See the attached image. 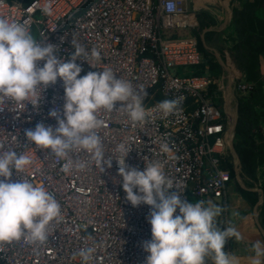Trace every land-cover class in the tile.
Returning <instances> with one entry per match:
<instances>
[{
	"label": "built area",
	"instance_id": "obj_1",
	"mask_svg": "<svg viewBox=\"0 0 264 264\" xmlns=\"http://www.w3.org/2000/svg\"><path fill=\"white\" fill-rule=\"evenodd\" d=\"M46 2L0 0V16L27 22L31 32L35 27V38L58 45L65 61L74 52L72 40L89 54L91 49H98L100 60H90L95 67L84 60L76 61L83 69L80 76L110 68L117 77L147 92L144 106L151 111L149 122L133 123L122 109L99 114L105 121L100 135L106 158L118 155L116 146L124 142L132 148L126 158L129 166L143 171L147 163L159 160L182 192V200L191 203L214 198L226 210L228 185L234 181V171L241 172L234 151L236 107L228 99V76L188 72L186 66L197 67L204 60L199 40L165 34L171 29L199 28V12L208 2L51 0L52 14L45 15L40 9ZM43 63L39 61L38 65L42 67ZM234 73V91L236 85L238 94H251L255 83L241 68ZM64 95L63 81L58 78L42 91L37 109L0 96V142L5 150L22 152L33 161L17 175L51 191L61 204V217L50 225L45 244L29 245L23 239L0 244V264H82L73 253L93 245L97 251L90 264H146L149 253L143 243L152 238L146 219L150 206L133 207L126 200L115 158L112 167L105 166V172L100 173L91 154L77 152L73 158L88 166L65 174L61 171L65 161L27 143L25 132L34 130L37 123L55 129L57 120L49 112L56 109L63 118ZM176 99L180 100L181 111L164 116L158 103ZM120 106L117 102L116 107ZM163 143H168L170 154L160 151ZM19 177L13 172L12 182ZM207 264L211 263L207 260Z\"/></svg>",
	"mask_w": 264,
	"mask_h": 264
},
{
	"label": "clouds",
	"instance_id": "obj_2",
	"mask_svg": "<svg viewBox=\"0 0 264 264\" xmlns=\"http://www.w3.org/2000/svg\"><path fill=\"white\" fill-rule=\"evenodd\" d=\"M40 10L51 15V0ZM72 47L74 52L65 61L59 55V46L38 41L27 22L10 21L0 16V96L25 104V107L31 104L37 109L44 89L54 85L58 78L64 85L63 118L58 110H51L49 116L57 120L55 129L37 123L34 130H26L27 143L65 161L61 168L65 174L88 166L87 162L73 158L77 152L91 154L100 173L105 172V166L110 169L112 158H115L126 200L133 207L150 206L146 219L151 225L152 238L143 243L144 250L149 253L146 264H207L209 258L214 264H239L235 255L224 251L228 239H242L233 224L220 226L218 218L225 208L211 201L190 203L182 200V192L166 175L159 160L147 163L143 171L129 166L126 158L132 148L124 142L116 146L118 155L106 158L104 138L100 135L105 121L99 114L122 109L133 123L149 122L151 111L144 106L147 92L117 77L110 68L80 76L83 69L76 61L84 60L95 67L90 60L98 62L100 51L93 48L89 54L75 40H72ZM39 61H44L42 67ZM117 102H121L119 108ZM157 107L164 116L181 111L179 99L164 100ZM160 151L170 154L172 150L168 143H163ZM32 163L30 156L11 148L5 150L0 142V244L23 239L29 245H43L49 240L50 225L61 217V204L51 191L17 175ZM13 172L19 177L17 182L11 180ZM174 188L177 191H170ZM177 210L179 214L174 215ZM233 215L239 216V213ZM96 251L95 245L83 247L73 253V258L79 256L82 264H90ZM252 251L251 264H264V243L256 241Z\"/></svg>",
	"mask_w": 264,
	"mask_h": 264
},
{
	"label": "crops",
	"instance_id": "obj_3",
	"mask_svg": "<svg viewBox=\"0 0 264 264\" xmlns=\"http://www.w3.org/2000/svg\"><path fill=\"white\" fill-rule=\"evenodd\" d=\"M205 1L208 2V6L199 12L198 20L209 22L210 26H217L216 30H211L214 33L208 38L205 34L207 44L216 47L221 55L223 54L224 57H222L227 64H232L233 71L237 67L241 68L248 79L264 82V0ZM189 33H181L179 36H190ZM203 71L195 74H211L207 67ZM242 175L246 178L245 181ZM242 175L235 174L234 171V177L241 181L243 190L242 193L236 192L237 197L234 199L236 206L231 210L232 215L239 213V216H236L238 222L232 224L240 232L242 239L239 241L234 238L228 239L224 251L235 255L239 259V264H251V257L254 256L252 245L256 241L264 243V179L262 183L257 184L258 171L256 173L246 171L242 172ZM246 180L249 184H246ZM245 199L249 203L248 206L245 205ZM207 201L215 204L217 202L214 198H209ZM229 204L230 194L227 191L226 210L218 218L221 227H226L230 223ZM238 208H245V210L239 212ZM208 261L214 264L210 258Z\"/></svg>",
	"mask_w": 264,
	"mask_h": 264
},
{
	"label": "rangeland",
	"instance_id": "obj_4",
	"mask_svg": "<svg viewBox=\"0 0 264 264\" xmlns=\"http://www.w3.org/2000/svg\"><path fill=\"white\" fill-rule=\"evenodd\" d=\"M172 32L173 31H170L169 33H172ZM178 32L188 33V32H191V30L190 31L189 30H183V31H178ZM32 34L34 37H36L37 29L35 27L32 30ZM209 59H211V57H205V55H204L203 62L200 65H198L197 68L195 66H186L185 68L188 72L202 73V72H204L203 69L206 68L207 64H209L208 63ZM210 66H211L212 70H213V68L216 69V70L211 71L210 67L207 66V69L208 70L210 69L209 73H211L214 77H217L221 73H224L225 75L228 74L227 71L224 70V68H222V67L220 68V70H221L220 73H218L219 67L217 65L210 64ZM172 72H174V71L172 70ZM246 78H247V76H246ZM250 81L255 82L253 80H250ZM235 93H236V98L239 102L238 116L236 115L238 118V120L236 122V133H237L238 125H239V133L242 132V130H243L242 128H245L247 131V138H248V136H250V138L248 139V142H250L249 146H251V145H253L251 143V138L253 137V134L256 133V130L257 129L259 130V128L264 129V115L262 112V111H264V103H262L260 101L261 98L264 97V87L261 89V92L258 95L257 94L254 95L252 99L249 98L250 94L246 95V97L250 99V100H247L248 103H253V109L257 113V116L260 118L259 114L261 115L259 123L254 122L253 112L249 108L244 106L243 102H244L245 98L243 95L238 94L236 92V85H235ZM245 102H246V100H245ZM234 108H235V106H234ZM236 116H235V118H236ZM243 137H244V135L239 136L237 134L236 138H235V143L238 146L240 153H242L241 162H240V164H241L240 165V168H241L240 174L242 175V172L244 173L246 171H255V173H256V171H258L259 176H258V178H256V182H257V184L262 183L263 179H264V157H261V158L255 157L256 151H252L253 153H248L245 145L240 142V141H242ZM262 141L264 142V139ZM260 142H261V140H259V137H258L255 145L258 146V144H260ZM245 150L248 153V157L245 155V153H246V152H244ZM242 179L245 181L246 178H244L242 175ZM234 181L229 183L230 186L228 185L229 186L228 191L230 194V204L228 205V207H229V220H230L231 224L233 222L234 223L238 222V218L236 216L232 215L231 210L234 208V206H236L234 203V199L237 197L236 192L239 191V193H242V190H243L242 189L243 188L242 183L237 177H234ZM232 183H235V184H232ZM246 184H249V181L246 180ZM245 205L246 206L249 205V203L247 202V199H245ZM244 210H245V208H241V209L238 208L237 209V211H239V212H244ZM240 220H241V216H240Z\"/></svg>",
	"mask_w": 264,
	"mask_h": 264
},
{
	"label": "trees",
	"instance_id": "obj_5",
	"mask_svg": "<svg viewBox=\"0 0 264 264\" xmlns=\"http://www.w3.org/2000/svg\"><path fill=\"white\" fill-rule=\"evenodd\" d=\"M11 1H15V0H11ZM18 1H21V2H23V3H28V2H30L31 0H18ZM203 19V18H202ZM210 26V23L209 22H204L203 20L201 21V19H200V27L199 28H196V29H191V28H184V29H171V30H167L166 32H165V34L166 35H168V36H173V37H178L180 34H181V32H178V31H183V30H191V32L189 33V35L190 36H195L198 40H199V43H200V47H201V49H202V51H203V53H204V55H205V57H211V59H209L208 60V63L209 64H207V66L208 67H210V69H211V71H213V70H216L215 68H213V70H212V68H211V66H210V64H215V65H217L218 67H219V70H218V73H220V68L222 67L221 66V64L219 63V61L217 60V58H216V56L212 53V52H210V51H208L205 47H204V45H203V42H202V40H201V32L203 31V29H205V28H207V27H209ZM170 31H173L172 33H169ZM212 33H214V32H212V31H210V32H207L206 33V38H208V36L210 35V34H212ZM183 35H185V34H183ZM222 56H223V54H222ZM224 57V56H223ZM206 66V67H207ZM220 75V74H219ZM218 75V76H219ZM217 76V77H218ZM216 77V78H217ZM249 80V79H248ZM255 83V86H254V91L249 95V98L250 99H252L253 98V96L254 95H258L260 92H261V89L264 87L263 85H264V82H262V81H259V82H254ZM258 90V91H257ZM252 96V97H251ZM244 98H245V100H246V102H245V100H244V102H243V104H244V106L245 107H247V108H249L252 112H253V116H254V122H256V123H259L260 122V118H261V115L259 114V116H260V118L257 116V113L254 111V109H253V103H248V101L247 100H250L249 98H247L246 96H244ZM243 98V99H244ZM262 103H264V97L263 98H261V100H260ZM263 112V115H264V111H262ZM235 116H236V114H235ZM262 121V120H261ZM243 130H242V132L241 133H239V125H238V127H237V133H236V135L238 134L239 136H241V135H244V137H243V139H242V141H240L242 144H244L245 145V147H246V150H247V152L248 153H253L252 151H256V155H255V157H258V158H261V157H264V142L262 141L263 139H264V132L262 131V129L261 128H259V130L257 129L256 130V133L255 134H253V137L251 138V143L253 144V145H251V146H249L250 145V142H248V139L250 138V136H248V138H247V131H246V129L245 128H242ZM259 137V140H261V142H260V144H258V146H256L255 145V143H256V141H257V138ZM244 140V141H243ZM238 147V146H237ZM252 147V148H251ZM246 150L244 151V152H246ZM240 151V150H239ZM246 152V153H247ZM245 153V155L248 157V153L246 154ZM241 154V157H242V153H240ZM259 163V162H258Z\"/></svg>",
	"mask_w": 264,
	"mask_h": 264
},
{
	"label": "water",
	"instance_id": "obj_6",
	"mask_svg": "<svg viewBox=\"0 0 264 264\" xmlns=\"http://www.w3.org/2000/svg\"><path fill=\"white\" fill-rule=\"evenodd\" d=\"M216 29H217V26H209L208 28H205L203 30L202 34H201V39H202V42L205 45L206 49H208L210 52H212L216 56V58L218 59L220 64L224 67V69L228 73L227 74V76H228V80H227L228 91H229V94H231L232 97H234V104H235V107H236V115L238 116L239 102H238V100L236 98V93L234 91L235 73L232 70V68L230 67V65H228L227 62L223 59V57H222L221 53L219 52V50L216 47L212 46V45H208L207 42H206V39H205L206 32L211 31V30H216ZM237 116L235 118V122H237V120H238ZM234 151L236 152V158H238V162L240 163L241 162V154H240V151H239L236 143L234 144Z\"/></svg>",
	"mask_w": 264,
	"mask_h": 264
},
{
	"label": "bare ground",
	"instance_id": "obj_7",
	"mask_svg": "<svg viewBox=\"0 0 264 264\" xmlns=\"http://www.w3.org/2000/svg\"><path fill=\"white\" fill-rule=\"evenodd\" d=\"M230 95V97H228V99H229V102L230 101H233L234 100V97H232V95L231 94H229ZM231 98H232V100H231Z\"/></svg>",
	"mask_w": 264,
	"mask_h": 264
}]
</instances>
